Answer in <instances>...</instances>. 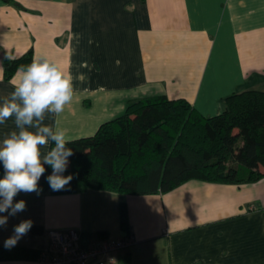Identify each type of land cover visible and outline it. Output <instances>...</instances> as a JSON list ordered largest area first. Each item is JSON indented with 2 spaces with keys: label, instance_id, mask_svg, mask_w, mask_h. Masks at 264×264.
I'll return each mask as SVG.
<instances>
[{
  "label": "crops",
  "instance_id": "obj_1",
  "mask_svg": "<svg viewBox=\"0 0 264 264\" xmlns=\"http://www.w3.org/2000/svg\"><path fill=\"white\" fill-rule=\"evenodd\" d=\"M29 49L32 59L47 56L73 77V103L45 121L58 120L68 140L94 134L145 96L182 98L212 116L231 93L264 90V0H0V98L16 74L4 78L3 60ZM13 129L12 120L0 125V140ZM45 174L39 195L15 197L26 210L0 228V244L31 219L39 231L16 245L43 250L49 229L75 230L88 247L130 233L134 241L114 250L111 264H264V176L244 183L192 178L165 192L123 194L51 193ZM0 264L39 262L27 256Z\"/></svg>",
  "mask_w": 264,
  "mask_h": 264
},
{
  "label": "trees",
  "instance_id": "obj_2",
  "mask_svg": "<svg viewBox=\"0 0 264 264\" xmlns=\"http://www.w3.org/2000/svg\"><path fill=\"white\" fill-rule=\"evenodd\" d=\"M32 61L29 49L3 60L9 79ZM73 150L64 175L69 185L51 193L107 190L123 194L165 192L188 179L244 183L264 176V90L233 92L221 113L204 116L182 98L140 97L124 113L100 124L94 134L70 139ZM120 224L129 230L126 205L119 203ZM32 226L29 232H38ZM41 250L0 244V259L37 258Z\"/></svg>",
  "mask_w": 264,
  "mask_h": 264
},
{
  "label": "clouds",
  "instance_id": "obj_3",
  "mask_svg": "<svg viewBox=\"0 0 264 264\" xmlns=\"http://www.w3.org/2000/svg\"><path fill=\"white\" fill-rule=\"evenodd\" d=\"M11 59V57H8ZM12 91L0 98V125L12 120L14 129L0 140V228L7 227L10 217L26 210V201H16L20 193L40 194L39 181L45 165L51 168L46 177L52 190L69 185L73 174L64 175L69 157L74 153L68 131L55 123H45L59 117L76 96L73 77L60 63L47 56H34L29 64L18 67L10 81ZM25 219L13 226V234L4 240V247L16 246L32 228Z\"/></svg>",
  "mask_w": 264,
  "mask_h": 264
},
{
  "label": "built area",
  "instance_id": "obj_4",
  "mask_svg": "<svg viewBox=\"0 0 264 264\" xmlns=\"http://www.w3.org/2000/svg\"><path fill=\"white\" fill-rule=\"evenodd\" d=\"M47 246L37 256L39 264H111V253L130 245L134 238H101L93 246H82L75 230L49 229Z\"/></svg>",
  "mask_w": 264,
  "mask_h": 264
}]
</instances>
